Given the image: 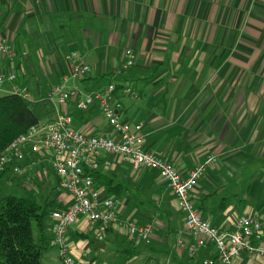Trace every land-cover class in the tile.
<instances>
[{"label": "crops", "instance_id": "0c3cea01", "mask_svg": "<svg viewBox=\"0 0 264 264\" xmlns=\"http://www.w3.org/2000/svg\"><path fill=\"white\" fill-rule=\"evenodd\" d=\"M258 21L264 24V0H0V41L6 39L16 54L13 61L0 56V69L16 75L14 82L4 83L2 95L26 87L36 101L56 85L93 91L114 84L124 120L131 131L140 125L145 150L184 175L207 155L216 156L191 192L201 217L231 230L237 216L251 215L260 222L264 239V97L254 94L248 77L264 69L263 60H254ZM127 48L136 62L119 74ZM72 52L91 73L71 76L67 57ZM256 86L263 88L262 83ZM61 111L72 116L78 131L114 136L97 105L79 111L68 101ZM106 158L110 165L99 170L96 184L102 194L120 200L119 219L153 225L151 243L145 245L117 225L97 241L95 225L80 216L67 232L75 260L203 264L213 259L212 247L189 255L178 245L183 216L157 172L132 170L116 155ZM23 167L21 186L35 197L26 175L40 181L55 177L39 203L53 200L57 209L72 203L59 189L48 153L39 156L27 149ZM108 179L116 189L108 190ZM54 223L49 216V246L40 264H62L50 245ZM188 240L185 233L183 241ZM237 261L264 264V257L242 251Z\"/></svg>", "mask_w": 264, "mask_h": 264}, {"label": "built area", "instance_id": "2783aa9c", "mask_svg": "<svg viewBox=\"0 0 264 264\" xmlns=\"http://www.w3.org/2000/svg\"><path fill=\"white\" fill-rule=\"evenodd\" d=\"M0 56L7 57L10 61L16 57L6 39L0 41ZM124 57L119 74L132 68L136 62L135 54L130 48L125 50ZM67 58L72 62L70 72L73 78L91 73V68L81 63L75 52L70 53ZM15 79V74L0 69V96L4 83L14 82ZM11 93L31 100L26 87H14ZM115 97L116 89L112 83L93 91L56 85L45 95L53 107V119L19 135L0 152V177L4 174L11 177L25 170L23 163L27 149L39 156L49 154V163L58 178L59 189L72 197V203L67 208L55 209L50 214L55 221L50 245L58 250L62 264H83L72 257L67 238L68 229L80 216H86L95 225L97 241L103 240L109 227L117 225L125 229L130 237L145 245L151 243L153 225H137L133 221L119 219L116 209L120 200L102 194L101 188L96 184L92 173L102 167H109L107 155L121 157L132 170H153L165 181L183 216V227L177 231V243L189 255L208 246L214 249V256L203 264H241L237 259L242 251L264 257V239L258 219L241 214L235 218L231 230L220 229L201 217L191 199V192L198 181L217 162L216 156L207 155L185 175L182 174L165 158L143 148L140 125L134 131L130 130L124 120L122 105ZM68 101H72L79 111H87L92 105H97L103 118L115 131L114 136L89 135L75 129L72 116L61 111V107ZM37 161H32L29 168H33ZM32 178L34 176L31 173L27 174L25 182L30 184ZM185 233L191 240L183 241Z\"/></svg>", "mask_w": 264, "mask_h": 264}, {"label": "trees", "instance_id": "16d2710c", "mask_svg": "<svg viewBox=\"0 0 264 264\" xmlns=\"http://www.w3.org/2000/svg\"><path fill=\"white\" fill-rule=\"evenodd\" d=\"M54 110L46 99L27 100L17 93L0 96V152L19 135L42 121H51ZM93 172L96 178L99 173ZM7 174L0 177L9 178ZM114 190L112 182L105 183ZM60 208L53 200L39 203L32 194L5 195L0 184V264H40L49 246L47 220Z\"/></svg>", "mask_w": 264, "mask_h": 264}, {"label": "rangeland", "instance_id": "374dc122", "mask_svg": "<svg viewBox=\"0 0 264 264\" xmlns=\"http://www.w3.org/2000/svg\"><path fill=\"white\" fill-rule=\"evenodd\" d=\"M257 25H259V28L261 30L260 36L255 37L257 40L256 42L253 43V48L256 51V54L254 53V60L257 59V61L263 60L264 62V24L258 21ZM258 57V58H257ZM263 58V59H262ZM256 62V61H255ZM258 74L256 75L255 73H249L248 77L250 78V83H251V90L254 91V94L257 97H264V69L263 71L258 70ZM243 78V76H240L239 79ZM258 83L263 84L262 86H256ZM5 85V84H4ZM3 85V86H4ZM2 86V88H3ZM239 88V87H238ZM262 88V89H261ZM20 174H14L9 178H2L0 181V184L3 188V193L6 195H19L23 196L26 193V191L22 188L19 176ZM25 178V176H24ZM253 179H249V181L252 182ZM55 177L51 174L49 179L42 180L34 178L31 183L29 184L33 191V194H36L37 200L40 202L41 196L45 195L44 192H50L52 189V185H54ZM248 181V179H246ZM239 183H241V180H239ZM244 184H242L243 186ZM252 194V193H251Z\"/></svg>", "mask_w": 264, "mask_h": 264}]
</instances>
